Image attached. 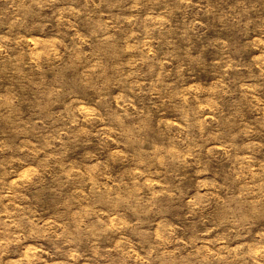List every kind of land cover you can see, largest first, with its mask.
Instances as JSON below:
<instances>
[{"label": "rangeland", "instance_id": "rangeland-1", "mask_svg": "<svg viewBox=\"0 0 264 264\" xmlns=\"http://www.w3.org/2000/svg\"><path fill=\"white\" fill-rule=\"evenodd\" d=\"M0 264H264V0H0Z\"/></svg>", "mask_w": 264, "mask_h": 264}]
</instances>
